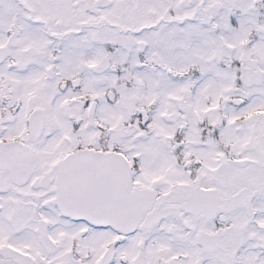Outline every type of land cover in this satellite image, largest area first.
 <instances>
[{
	"label": "snow or ice",
	"instance_id": "6c2138e0",
	"mask_svg": "<svg viewBox=\"0 0 264 264\" xmlns=\"http://www.w3.org/2000/svg\"><path fill=\"white\" fill-rule=\"evenodd\" d=\"M0 264H264V0H0Z\"/></svg>",
	"mask_w": 264,
	"mask_h": 264
}]
</instances>
